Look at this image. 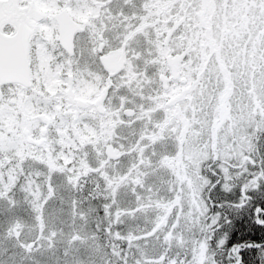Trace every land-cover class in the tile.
I'll use <instances>...</instances> for the list:
<instances>
[{
  "label": "snow or ice",
  "instance_id": "1",
  "mask_svg": "<svg viewBox=\"0 0 264 264\" xmlns=\"http://www.w3.org/2000/svg\"><path fill=\"white\" fill-rule=\"evenodd\" d=\"M0 264H264V0H0Z\"/></svg>",
  "mask_w": 264,
  "mask_h": 264
}]
</instances>
